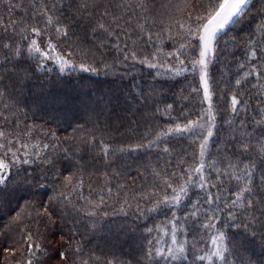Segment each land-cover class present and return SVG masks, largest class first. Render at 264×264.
I'll list each match as a JSON object with an SVG mask.
<instances>
[{"label":"trees","instance_id":"1","mask_svg":"<svg viewBox=\"0 0 264 264\" xmlns=\"http://www.w3.org/2000/svg\"><path fill=\"white\" fill-rule=\"evenodd\" d=\"M45 2L51 5L53 0ZM55 2L57 7L51 13L54 20L58 17L61 23L72 25V39L63 44L62 49L71 51L68 46L75 41L79 48L90 50L93 56L75 52L70 59L76 67L64 73H60L56 64L51 62V72L36 71L35 63L25 56L19 61L26 69L24 78L19 83L8 79L0 82V86H6L5 98L0 100V112L4 114L0 116V131L9 134L7 139L13 141L12 147H19L17 140L30 146L57 145L56 149L49 148L44 153L53 160V166L32 157L33 163L12 170L7 184L0 191V233H3L0 235V264H24L28 256L26 244L23 253L18 250L23 225L12 223V218L21 209L32 211L33 218H25L23 224L28 225L36 241L47 249V255L39 257L42 264H65L58 256L61 251L68 255L67 264H83V261L107 264L109 260L116 264H208L199 256L213 250L211 237L216 230L223 231L234 242L226 264H264L260 223L253 222L257 230L254 237L248 235L252 228L236 227L242 222L247 223L253 215L264 222V216H261L264 204H258L256 209L227 207L226 204L234 199L232 192L237 184L227 176L218 181L216 172L217 168L227 169L229 162L249 163L251 157L257 164L253 176L256 192L252 198L260 200L264 197V186L260 181L264 164L260 161L257 139L251 138L254 150L248 153L239 152L237 140L233 139L239 137L240 120L246 122L251 137L260 138L264 130V125L255 123L264 117V88L260 87L264 79L258 81L252 76L242 81L239 87L235 83L243 72L251 70L252 64L264 65V51H261L264 49V28L260 27L264 25V0H254L239 22L221 34L217 50L210 58L208 75L210 88L214 89L212 102L216 120L205 157V176L209 186L202 189L194 181L179 206L161 205L154 212L147 209L164 194V181L171 179L177 183L171 174H184L183 170L195 163L200 140L189 134L172 135L155 145H147L160 131L177 122L196 119L208 107L207 101L202 102L198 73L176 76L170 70L174 61L156 68L138 62L144 57L152 60L155 54L158 59L153 62L163 64L166 54L173 51L175 41L169 40V35L180 32L176 21L185 19V14L173 7L179 0H171V4L169 0H145L149 8L147 13L138 7L139 0H96L97 7H90L87 11L81 8L83 0ZM40 6L37 3L33 7L30 0H0V16L4 17L5 23L9 19H24L35 24V20L29 18ZM105 10L122 17L118 23L132 39L128 41L121 33L119 42L121 46L128 43L127 51L134 50L137 61L123 59V53L113 46L114 37H108L104 32L93 33L92 29L101 22L112 25V15H101ZM140 24L144 25L143 31ZM149 33L153 37L151 41L148 40ZM11 34V31L4 33L0 27V36L5 37V42ZM17 42L25 46V42L18 39L13 43ZM253 49L257 52L254 60L249 55ZM3 51L6 50L0 49V60ZM81 63L91 64L97 72L81 71ZM241 64L245 67L240 68ZM253 84L257 87H252ZM193 88L199 91L193 92ZM233 93H238V98L243 101L238 114L230 111ZM5 103L8 108L4 107ZM167 105H172L170 110H166ZM229 120L233 123L229 124ZM29 129L31 134L24 135ZM85 130L96 138L97 144L87 145L79 139ZM100 140L117 151L104 157L98 146ZM64 148L69 149L67 154ZM121 148L125 151H119ZM23 151L21 149V154ZM73 174L83 179V188L75 193L71 192L70 186L63 190L69 193L78 208L95 210L99 214L88 217L81 211L62 219L61 206L53 213L54 223L47 217H36L34 210L49 206L48 198L62 190L63 178ZM211 183H216L217 187H211ZM167 192L171 194V189ZM209 194L213 198L211 204L207 202ZM81 196L93 202H99L103 196L104 204L100 209H93V205ZM105 212L107 216L103 215ZM173 212L179 226L177 239L185 246L184 256L178 261H166L155 254L150 257V247L154 253L156 247L166 248L171 244L169 221ZM193 212H196L195 217L191 215ZM230 213H236L237 219L232 220ZM212 216H215L216 229L204 228ZM164 230L168 231L167 235ZM157 239L160 244H156ZM70 240L79 242L75 246L82 248L80 254L69 248ZM149 241H152L151 245ZM11 251H15V255L10 254ZM212 264L222 262L213 260Z\"/></svg>","mask_w":264,"mask_h":264},{"label":"snow or ice","instance_id":"2","mask_svg":"<svg viewBox=\"0 0 264 264\" xmlns=\"http://www.w3.org/2000/svg\"><path fill=\"white\" fill-rule=\"evenodd\" d=\"M33 7H36V4L39 3L41 6L31 15L29 19L35 20V24H30L28 20H7L5 23L4 17L0 16V27L3 28L4 33L11 31V36L7 37L5 42V37L0 36V49L6 50L3 51V59L0 60V82L5 79L14 80L15 83H19L21 79L24 78V73L26 69L23 64L19 61L27 57L28 60H31L35 63L36 71H46L51 72L53 69L49 67V62L56 64L60 73H64L69 68H75L76 65L71 62V56L75 52L80 51L85 56H93V53L88 50L79 48L75 44V41L69 44V49H62V45L72 39L71 37V24H63L59 21L57 17L54 20L53 15L51 14L53 9L57 7V3L53 0V3L49 5L45 0H30ZM171 4V0H169ZM250 3V0H179V3L173 5V7L185 14V19L183 22L180 20L176 21V24L179 25L181 29L180 32L169 35V40L175 41L174 49L172 52L166 54L167 59L163 64H157L153 60L158 59L155 54H153L152 60L148 57L140 59L138 62L146 64L150 68H156L165 66L169 61H174L175 64L171 67L170 70L174 72V75L179 76L184 73H192L193 75L199 74V80L202 84L203 91V101H207L208 107L202 110L203 115H198L196 119H186L183 123L177 122L174 125H170L166 130L160 131L156 134L155 139L150 141L149 145H155L158 141L163 140L165 137L172 135H184L189 134L194 138H199V151L196 156L195 163L188 168L183 170L184 174L173 172L172 177L177 179V183H173L171 179L164 181L165 192L158 199H155L152 207L148 208L147 211L154 212L159 209L161 205L167 206L169 208L177 207L181 204L182 200L187 196L189 191V185L193 184L194 181L199 183L200 188H205L209 186V181L205 176V157L207 155V148L209 144V139L213 136V129L215 127L216 115L214 114V106L212 102V97L214 94V89L210 88L209 84V75H208V66L211 62V57L214 56L217 46L222 39L221 33H226L229 26L233 23H238L239 18L243 13L247 5ZM194 4V7L192 5ZM12 7H15L14 5ZM62 7V5H61ZM90 7L96 8V0H83L81 8L84 11H87ZM123 9L124 5H120ZM138 7L144 12L147 13L149 8L145 0H139ZM162 7H167L162 5ZM191 7V11L188 9ZM90 16L91 13L89 12ZM102 16L106 17L109 15L113 16L112 25L106 26L104 23H99L96 28L92 29L93 33L104 32L108 37H114L113 46L121 53H123V59L125 61L131 59L137 61V54L133 51H127L129 45L127 42L121 46L119 42L121 39V33L127 37V40L130 41L132 38L128 35L127 30L121 28L118 23L119 19L122 17H117L113 13H109L107 10L101 13ZM37 17L41 19H37ZM147 19V17H145ZM75 20V17H73ZM191 22V23H189ZM114 26V27H113ZM141 31L144 30V25H139ZM260 27L264 28V25ZM167 31L171 32L170 29ZM152 34H148V40H152ZM20 42H25V46H21V43H13L16 40ZM103 44V41H101ZM157 51H161L157 49ZM264 51V49H261ZM195 53V55H193ZM250 58L256 59L257 52L255 49L251 50ZM245 65L241 64L240 68H244ZM79 69L83 72H97V68L93 67L91 64L85 65L81 63ZM254 76L258 81L264 79V65L257 66L256 64L251 65L250 71L243 72L242 76L236 79V86L239 87L242 84V81H246L249 77ZM5 87L0 86V100L5 98ZM252 87H257L256 84H253ZM260 87L264 88V84H261ZM193 92L199 91L197 88L192 89ZM238 93H233L230 99V111L233 114H238L241 110L239 107L243 104V101L238 98ZM5 108H8L7 103L4 104ZM172 105H167L166 110H170ZM247 111V108L243 109ZM159 111V110H158ZM3 112H0V116H3ZM7 119V117H4ZM229 124H232L233 121L229 120ZM257 125H264V117L262 119L255 121ZM83 128V126H80ZM247 124L244 120L239 121V137H233L237 140L238 151L241 153H248L252 148L251 138L257 139V144L259 145L258 152L260 154V161L264 164V130L261 132V137H251L250 132L246 130ZM31 134V129L25 132L24 135L28 136ZM9 134L4 131H0V191L3 190L4 186L7 184L9 177L12 174L13 169H18L20 165H29L34 162L32 157L40 159L43 163L53 166V160L48 159L44 153L49 149H56V144H39L29 145L23 143L19 140L16 143L19 144L18 148H13V141L7 139ZM83 143L87 145L97 144L96 138L92 135L85 134L79 138ZM100 153L107 157L110 152L117 151L113 149L112 146L108 143H105L103 140L98 142ZM146 145H140L139 147H145ZM21 149L23 153L21 154ZM32 149H35L33 152ZM168 151L167 148L164 149ZM63 151L65 154L69 152L68 148H64ZM119 151H125L121 148ZM249 163H240L233 164L228 163L227 169H216L217 180L219 181L221 177L227 176L230 180H234L237 184L236 190L232 192L234 199L230 201L229 204H226L227 207H239L241 209H256L258 204H264V197L260 200H255L252 198V195L256 192V187H254V169L257 168L255 161L251 160L249 157ZM213 167L215 162H213ZM159 175V173H157ZM74 181H76L74 183ZM182 181V182H179ZM261 186H264V174L260 177ZM43 186V185H41ZM71 187V192H78L83 188L84 182L81 177L76 176V174L65 176L63 178V183L60 185L61 191L48 198L49 206H45L42 210H34L36 217H47L50 222L54 211L63 206V210L60 212L61 218L68 217L71 213H78L81 211L85 212V215L88 217H96L99 213L95 210H84L78 208L72 199L69 198V193L63 189ZM211 187H217L216 183H211ZM167 189H171V194L167 192ZM110 192L111 189H108ZM81 199H85L87 203L93 205V209H100L104 204V197H100L99 202H93L87 200L86 197L81 196ZM215 199H219L216 197ZM209 204L213 203V198L209 194L207 198ZM127 203V200H125ZM139 210V206H138ZM107 216L108 213H103ZM196 216V212L191 214ZM261 216H264V211L261 212ZM32 219V211H27L26 209H21L13 218L12 223L22 224V237L20 243V248L18 249L23 253L24 245H27L28 256L25 258L24 264H42L39 257L47 255V249L43 248L39 242L36 241L32 231L29 229L28 225L23 224L24 219ZM230 218L232 220L237 219L236 213H230ZM215 216L209 217L207 223L203 225L206 229H216ZM253 222L260 223V234L262 239H264V222H261L259 218L254 215L247 223L237 224L236 227H244L246 230L252 228V231L248 233L250 236L256 235V229L253 227ZM39 223V220H37ZM171 225V244L166 248L156 247L148 249V255L151 257L153 254L159 256L161 259L166 261H178L185 254V246L180 243L177 239L178 232V222L176 213H172V219L169 221ZM92 227H95V223L92 224ZM149 232H152L153 229H148ZM164 234L167 235L168 231L164 230ZM3 235V233H0ZM37 235L39 232L37 231ZM232 241L229 240V237L223 231L216 230V233L211 237V244L213 250L204 255L199 256L201 261H207L208 264H212L213 260H218L222 264H226L228 260V253L233 246ZM78 241L70 240L69 248L76 254L82 252V248L78 245ZM149 244H152V241H149ZM156 244H160V240H156ZM6 251H9L6 249ZM10 254L15 255V251H11ZM58 256L60 260L64 261L67 264L68 255L66 252H59ZM99 259V258H97ZM83 264H88V261H83ZM107 264H116L115 261L109 260Z\"/></svg>","mask_w":264,"mask_h":264},{"label":"water","instance_id":"3","mask_svg":"<svg viewBox=\"0 0 264 264\" xmlns=\"http://www.w3.org/2000/svg\"><path fill=\"white\" fill-rule=\"evenodd\" d=\"M252 1H253V0H250V3L247 5V7H246V9H245V12H246V10L249 8V5L251 4ZM243 14H244V13H243ZM243 14H242V15H243ZM242 15H241V16H242ZM233 24H234V23H233ZM233 24H231V25L229 26V28H230ZM229 28H228V29H229ZM221 34H223V33H221Z\"/></svg>","mask_w":264,"mask_h":264},{"label":"rangeland","instance_id":"4","mask_svg":"<svg viewBox=\"0 0 264 264\" xmlns=\"http://www.w3.org/2000/svg\"><path fill=\"white\" fill-rule=\"evenodd\" d=\"M253 2H254V0L251 2V4H252ZM251 4H250V5H251ZM250 5H249V6H250Z\"/></svg>","mask_w":264,"mask_h":264}]
</instances>
